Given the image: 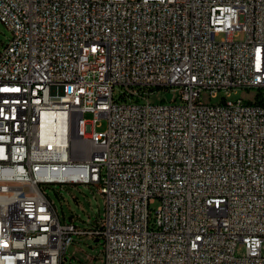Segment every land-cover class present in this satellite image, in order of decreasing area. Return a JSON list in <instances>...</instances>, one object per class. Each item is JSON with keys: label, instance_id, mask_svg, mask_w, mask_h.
Masks as SVG:
<instances>
[{"label": "built area", "instance_id": "obj_1", "mask_svg": "<svg viewBox=\"0 0 264 264\" xmlns=\"http://www.w3.org/2000/svg\"><path fill=\"white\" fill-rule=\"evenodd\" d=\"M0 20V264H64L77 237L103 264H264V96L202 100L264 89V0H0ZM52 184L98 186L99 224L62 222Z\"/></svg>", "mask_w": 264, "mask_h": 264}, {"label": "rangeland", "instance_id": "obj_2", "mask_svg": "<svg viewBox=\"0 0 264 264\" xmlns=\"http://www.w3.org/2000/svg\"><path fill=\"white\" fill-rule=\"evenodd\" d=\"M245 14L241 13L239 16L240 25L245 24ZM220 36L218 39H221ZM12 38V31L0 20V51ZM235 41H244L246 39V32L244 30L236 32L234 37ZM135 90H140L138 87ZM124 89L121 86H117L114 91L116 100H123L122 95ZM177 96L178 92H176ZM264 96V89L261 88H237L231 90L228 94L224 91H220L217 97L210 98L206 94H202V100L204 102L219 103L223 98L228 100H236L243 98L246 100H256ZM146 97L153 104L167 103L164 92L161 89H155L151 91L148 89ZM137 99V98H136ZM144 99H140V102H144ZM179 99L177 102H180ZM84 118L87 120H93L94 115L92 113H86ZM107 128V120H98L96 130L103 132ZM45 191L50 199L56 205L58 213L62 222H69L74 220L77 225L86 228L96 227L104 216L105 212V199L101 194L98 186L86 185V184H52L45 187ZM159 200H155L150 205L152 215L155 216V212L159 206ZM71 219V220H70ZM103 240L97 241L95 238L77 237L76 242L71 245L66 254L64 264H85L84 257L86 255L96 257L93 262L87 264H103ZM83 250V251H82ZM238 256H244L245 248L241 245L237 251Z\"/></svg>", "mask_w": 264, "mask_h": 264}, {"label": "bare ground", "instance_id": "obj_3", "mask_svg": "<svg viewBox=\"0 0 264 264\" xmlns=\"http://www.w3.org/2000/svg\"><path fill=\"white\" fill-rule=\"evenodd\" d=\"M45 130L56 136V139H62L64 133V124L62 114H56L55 118L50 115L46 116Z\"/></svg>", "mask_w": 264, "mask_h": 264}, {"label": "water", "instance_id": "obj_4", "mask_svg": "<svg viewBox=\"0 0 264 264\" xmlns=\"http://www.w3.org/2000/svg\"><path fill=\"white\" fill-rule=\"evenodd\" d=\"M171 98H172V93L171 92H168L167 94H166V99H167V101H171ZM71 220V219H70ZM99 239H97V241H98Z\"/></svg>", "mask_w": 264, "mask_h": 264}]
</instances>
